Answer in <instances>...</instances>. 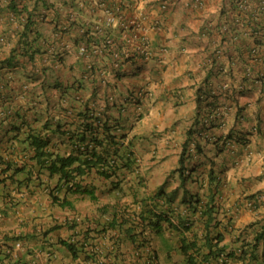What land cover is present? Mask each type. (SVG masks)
Instances as JSON below:
<instances>
[{
    "label": "crops",
    "instance_id": "crops-1",
    "mask_svg": "<svg viewBox=\"0 0 264 264\" xmlns=\"http://www.w3.org/2000/svg\"><path fill=\"white\" fill-rule=\"evenodd\" d=\"M9 1L0 0V177L10 172L5 170L7 164H25L31 173L36 169L35 161L28 158L33 150H22L23 142L12 143L16 139L12 125L22 116L51 144L56 142L60 154L74 152V141L82 135V143L91 145L89 134L81 133L84 121L95 118L96 125L115 119L132 138L136 161L131 169L117 168L111 178L99 175L95 168L85 174L81 182L92 187L93 200L66 192L61 182L55 187L56 176L45 173L39 179L21 180L18 174L14 182L7 179L12 201L0 198V264H182L177 235L151 230L146 221L152 213L143 211L144 220L136 214L145 209L141 201L161 186L172 195L173 207L183 209L184 189L178 188L180 178L173 169L197 110L201 119L208 122L211 116L214 122L197 125L203 134L210 139L228 137L220 151L202 142V152L192 158L196 165L192 178L198 172L206 181L210 167L220 176L213 198L219 223L212 230H223L230 218L228 240L262 216L264 0H116L122 15L139 18V33L147 37L153 55L146 62L123 59L120 68H113L109 51L130 55L137 43L123 40L117 19L107 29L112 44L92 50L88 71L77 59L75 31L61 32L53 26V18L61 26L67 22L65 6L59 5V15L49 8L37 24L49 43L45 51L35 53L32 60L20 54L3 63L17 38V22L7 19ZM12 1L31 4L33 0ZM89 1H78L82 12L74 18L92 25L102 20L104 4L113 0ZM90 3L94 11L88 13ZM68 11L73 17L74 11ZM58 51L65 59L55 63ZM57 83L63 87H56ZM198 88L205 92L200 103ZM258 120L259 131L254 127ZM97 132L102 135L100 126ZM17 137L23 138L24 133ZM2 157L9 161L1 162ZM198 186L189 180L185 190L202 194L206 186L212 188ZM259 193L263 195L255 205H247L246 200L256 199ZM56 197L72 206L58 205ZM198 221L193 231L200 234L203 226ZM191 233L184 232L187 237ZM65 242L79 247L76 255ZM94 247L100 249L96 259L83 254L82 250Z\"/></svg>",
    "mask_w": 264,
    "mask_h": 264
},
{
    "label": "trees",
    "instance_id": "trees-1",
    "mask_svg": "<svg viewBox=\"0 0 264 264\" xmlns=\"http://www.w3.org/2000/svg\"><path fill=\"white\" fill-rule=\"evenodd\" d=\"M78 1L85 4L90 2L89 0H33L31 4L14 2L10 0L6 8H8V21L17 22V38L15 45L10 48L8 56L5 58L3 63L9 64L10 61L18 55H26L28 59L32 60L35 53H42L45 51L47 41L41 35V31L37 28V24L42 19L45 10L52 8L56 11V15H59V6H65L66 10V25L61 26L59 19L53 18V26L58 28L61 32L75 31V39L73 40L76 45L78 53L79 39L85 45L84 55H78L77 59L86 71L92 67L90 57L92 50L98 46H107L110 44L105 43V37L109 34L106 32L98 33L94 30V23L76 21L74 17L82 12V6L78 5ZM111 5V3H107ZM59 5V6H58ZM86 7L88 13L94 11V7L91 3ZM71 8L74 11L72 13L68 11ZM85 10L83 11V13ZM65 27V28H64ZM15 33V32H14ZM16 36V34H15ZM49 44V43H48ZM111 48L109 47V50ZM111 56V55H110ZM65 59L61 53L55 52V63L62 62ZM123 59H133L132 62L141 61L146 62L147 60L141 57L135 56L133 53L130 55H119L114 58H109L110 64L113 68H120ZM56 85V84H55ZM60 86V87H59ZM56 87L62 88L60 83H57ZM205 92H202L200 88L197 89L196 101L200 103L205 98ZM204 95V96H203ZM211 109L208 110V112ZM207 113V112H205ZM19 117V116H18ZM89 117V116H86ZM84 117V118H86ZM22 116L20 122L12 125L15 130L14 140L24 143L22 150L27 149L33 150L32 154L28 155L29 159L35 161L36 169L31 173L30 168L26 169L25 164L18 166L7 164L5 170H10L9 173H5L0 177V198L3 202L11 203V194L7 190V182H14L17 180L15 174L21 176L22 179H39L40 173H45L49 177L56 176L57 184L61 182L64 185L66 192H73L80 195H85L90 199L95 198V194L92 192V187L88 184L82 183V177L87 174L92 168L95 171L105 177L111 178L115 174L117 168L131 169V166L135 163L132 150V138L127 136V132L121 130L118 122L115 119H105L100 124H93L94 119L84 121L81 124V133L89 134L90 146L86 143H82L84 136L75 140V151L68 154H60L56 152L54 148L55 143L51 144L48 137L37 132V129L31 128L29 122L23 119ZM100 122V121H99ZM98 122V123H99ZM208 122L210 125H214L213 119L209 117ZM199 123H204V119H201L199 110L196 111V116L193 120V126H190L186 130V137L182 143V147L179 153L178 165L173 169L174 173H178L180 182L178 188H183L184 192L181 196V203H185L183 209L177 210L172 205V195L168 194L166 190L161 186L159 187L149 198H144L141 201V206L145 209H141L136 215L139 220H144L143 211L146 213H152V218L146 221V224L154 232H160L163 229L166 233H175L178 241V252L183 257L182 264H232L237 262L238 264H264V211L260 218L246 224L239 230L237 235L231 236L230 239H225V234L228 226H231L230 218H227L223 230H212L214 229L219 221L215 218L214 212L216 205L213 203L214 195L217 192L216 186L220 182V176L215 170L210 167L206 173V181L201 175L196 172L193 178L191 176L195 169V164L191 162L192 158L200 154L203 150L202 142L212 143L220 151L221 145H225L226 139L208 138L201 128H197ZM259 120L255 123V129L259 131ZM26 126L25 128H23ZM100 126L102 135L99 136L97 128ZM75 130V129H74ZM22 132L24 133L23 138H18L17 135ZM72 133V134H71ZM74 135V131L70 132L71 139ZM245 140H241V143H245ZM193 146H190V143ZM55 150V151H54ZM5 158H1V162H8ZM198 182V187H205L206 185H212L211 187L206 186L207 191H203L201 194L199 191H188L185 190L186 183L188 181ZM206 182V185H202ZM57 203L60 206H72L69 200L65 198H58ZM206 199V200H205ZM252 201H256L253 199ZM14 202V201H13ZM150 209H154L151 212ZM203 226L200 234L193 231L194 224ZM191 230V236L187 237L184 232ZM163 233H159L160 236ZM131 240L134 241L132 236L129 234ZM143 242V241H142ZM140 240H137L139 246L142 245ZM66 248L74 256L76 255L79 247L73 242H65ZM99 247L92 249H84V255H90L93 259H96L100 255ZM114 253L113 255H115ZM169 256V252H167ZM260 262V263H257ZM3 264H17L15 261H8ZM176 264V263H174Z\"/></svg>",
    "mask_w": 264,
    "mask_h": 264
},
{
    "label": "built area",
    "instance_id": "built-area-1",
    "mask_svg": "<svg viewBox=\"0 0 264 264\" xmlns=\"http://www.w3.org/2000/svg\"><path fill=\"white\" fill-rule=\"evenodd\" d=\"M107 3H105L103 6L104 16L102 20L96 19V21L94 22V30L98 33L106 32V30L114 24L115 20L117 21V19H119L118 22L121 24V33L123 40L127 43H132L135 41L137 42L136 44H133V54L135 56L138 55V57H141L145 60H148L150 57H152V48L147 43V37L139 33V18H137L136 16L125 17L124 15H122L120 8L121 4L116 0L110 2L111 5H108ZM160 6L164 8L166 6V2H161ZM112 42L113 40L110 35L105 37L106 44H112ZM84 51L85 45L83 43L79 44L78 53L80 55H84ZM109 52L114 58H117L120 55L116 50L111 49ZM209 117L211 118V116ZM204 121L205 123H208L207 119H204Z\"/></svg>",
    "mask_w": 264,
    "mask_h": 264
},
{
    "label": "clouds",
    "instance_id": "clouds-1",
    "mask_svg": "<svg viewBox=\"0 0 264 264\" xmlns=\"http://www.w3.org/2000/svg\"><path fill=\"white\" fill-rule=\"evenodd\" d=\"M191 162L193 163V161L191 160ZM197 175V174H196ZM195 176V175H194ZM202 185H206V183L202 184ZM200 189H204L203 187H199ZM260 196L256 197V200H258ZM247 205L249 206H254L255 205V201L252 200H246Z\"/></svg>",
    "mask_w": 264,
    "mask_h": 264
},
{
    "label": "rangeland",
    "instance_id": "rangeland-1",
    "mask_svg": "<svg viewBox=\"0 0 264 264\" xmlns=\"http://www.w3.org/2000/svg\"><path fill=\"white\" fill-rule=\"evenodd\" d=\"M262 195H263V194H260V193L258 194V196H262Z\"/></svg>",
    "mask_w": 264,
    "mask_h": 264
}]
</instances>
